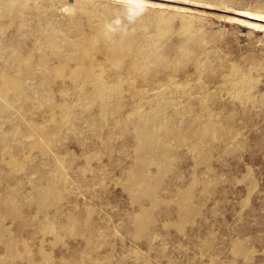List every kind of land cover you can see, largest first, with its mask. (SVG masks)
I'll use <instances>...</instances> for the list:
<instances>
[{"label": "rangeland", "instance_id": "rangeland-1", "mask_svg": "<svg viewBox=\"0 0 264 264\" xmlns=\"http://www.w3.org/2000/svg\"><path fill=\"white\" fill-rule=\"evenodd\" d=\"M166 15L183 19L197 32L192 36V47H187L193 50L192 56L189 59L180 56L184 68L179 66L176 79L183 81L186 72L193 75L191 63L195 58L204 62L206 70L193 76L202 93L210 94L207 106L217 110L223 119V128L217 132L220 139L209 142L207 165H197L188 153L187 147L193 139L183 145L172 143V171L158 187V197L169 203L155 212L157 221L149 229V240L134 238L129 235L132 232L129 217L137 211V206L129 203L127 193L118 184L132 165L133 139L119 133L111 135L109 125L100 127L96 121L87 127L86 122L95 114V108H88L85 100H75L68 128L61 135H54L51 145L43 146L45 155L37 149L31 150L29 140L24 138L15 142L9 136L5 142L7 147L0 142V148H7L19 159L31 155L23 171L14 178L0 164L4 170L0 172V213L5 212L8 219L5 224L10 226L12 239L30 245L48 235L41 232L44 215L37 214L34 206L28 204L21 207L19 218L11 224L10 218L15 213L9 210L5 188L13 185L16 201L20 202L33 185L45 182L47 162L61 163V201L49 211V218L54 219L59 229L66 222L68 212L75 211L74 217L80 222L85 217L84 209L91 208L92 221L105 231L98 252L101 264H264V28H250L241 23L264 26V0H0V72L18 74L14 65L6 61L12 57H28L39 68L22 69L18 76L28 72L23 82L49 89L52 98L60 101L58 86L43 79L45 69L56 62L49 56L44 42L52 31L75 35V38L79 33L86 40L97 36L99 47L104 44L101 52L111 53L112 46L97 33L99 21L104 19L117 31L138 35L142 26L146 29L152 25L153 18ZM173 29L166 39L167 49L181 38ZM125 45L121 52L126 55ZM91 53L88 50L86 56H92ZM96 55L102 56L100 52ZM231 68L244 71L250 82L238 94L232 88L219 89L221 78L226 80ZM156 69L157 66L151 69L153 75L149 78L136 77L133 82L122 84L123 119L133 104L140 105L149 98L155 77L169 72ZM237 95L243 98L241 103ZM27 96L19 105L0 100L12 116L11 122H0V133L8 132L15 124L21 132L36 129L40 141L41 131H48L51 124L45 119V109H33L37 100L30 92ZM201 96L189 93L176 94L175 98L180 108L189 104L197 110ZM71 97L70 92L64 96L68 102ZM95 151L100 155H92ZM2 157L0 151V160ZM31 170L36 172L28 180L25 174ZM154 171L155 166L150 165L148 172ZM191 185L193 203L200 212L193 223L177 230L173 226L176 212L171 200L177 189ZM70 242L64 240L58 246ZM239 248L242 251L238 252Z\"/></svg>", "mask_w": 264, "mask_h": 264}, {"label": "bare ground", "instance_id": "bare-ground-1", "mask_svg": "<svg viewBox=\"0 0 264 264\" xmlns=\"http://www.w3.org/2000/svg\"><path fill=\"white\" fill-rule=\"evenodd\" d=\"M128 1L134 2L135 0ZM159 15L161 14L159 13ZM241 23L250 28H264V26L247 21H241ZM173 27L175 28L174 32L182 39L178 36L180 41L176 44L172 43L171 48L167 49L169 45L167 46L166 39L173 32ZM97 33L106 44L112 46L111 53L101 52L100 47L104 44L99 47L97 36L86 40L79 33L75 38V35L52 31V34L44 39L49 56L56 62L45 69L43 79L51 80L55 87L58 86L60 101L52 98L49 89L23 82L28 78V72L18 76L22 69L36 71L39 68L38 65H33L28 57H12L6 61L14 65L18 74L10 75L0 72V100L10 103V105H19L30 92L31 97L37 100L33 109H45L47 115L45 119L51 124V128H48V131H41L39 141L36 129L32 132H21L13 124L8 132L0 133V142H4L5 145L9 136L10 140L13 139L15 142L24 138L29 140L31 150L37 149L42 155H45L43 146L51 145L52 139L55 138L53 136L59 135L60 132L62 133L64 129L68 128L69 118L73 114V101L85 100L88 108H95V114L86 122L87 127L96 121L100 127L109 125L108 129L111 135L119 133L133 139L132 165L126 170L118 184L127 193L129 203L134 207L137 206V211L129 217L132 230L129 235L132 234L134 238H147V236L149 238V229L157 221L155 212L160 206L169 203V201L158 197V187L164 176L172 171L171 161L174 156L172 143L183 145L189 139H193L187 147L188 153L197 165H207L210 156L209 142L220 139L221 136L219 137L217 132L223 128V119L221 120L217 110L207 106L206 100L210 94L202 93L197 78L193 76H198L206 70L207 65L204 62L195 58L191 63L193 75L186 72L183 81L176 79L175 74L179 66L184 68L180 56H187L188 59L192 56L193 50L187 47H192V36L197 33L183 19L173 15L158 16L156 19L153 18L150 27L145 29L142 26V31L138 35L132 32L117 31L102 19L98 23ZM124 45L128 48L126 55L121 52ZM131 46H133L132 49ZM88 50L93 52L92 56H86ZM97 52H100L101 58L96 55ZM169 53H172L171 58ZM154 66H157L158 69L161 68L163 72H169L155 77L154 86L149 89V98L144 99L140 105L133 104L130 107V112L123 119L120 110V94L124 86L122 84L133 82L136 77L138 79L149 78V75H153L150 73ZM227 77L226 80L221 78L219 89L232 88L238 94L250 85L245 72L239 69L233 68ZM191 90L194 91L190 92ZM68 92L72 95L70 102L64 98ZM140 93L143 94V91ZM189 93L202 94L197 110H193L189 104L179 107L180 103L176 100L175 95H189ZM215 93L214 95H216ZM237 97L241 103L243 98L239 95ZM185 117L186 119L183 120ZM11 120L12 116L7 105L0 103V122H11ZM5 147L7 146L5 145ZM0 151L3 155L0 164L8 170L7 173L12 178L19 176L25 168L26 161L31 157V155H25L23 159H19L20 157L11 155L7 148H0ZM98 154L100 155L95 151L92 155L97 156ZM47 165H49V170L44 173L45 182L33 185L27 196L20 202L16 201L17 193L16 188L12 187L13 185L8 186L5 190L9 199V210L15 213L10 218L11 224L14 219L19 218L20 209L24 204L34 206L37 214L44 215L45 223H40V227L42 228L41 232L48 235V238L43 236L33 244L30 242L31 246L25 241L12 239L9 233L10 226L5 224L8 219L3 211L4 213H0V264H101L98 252L105 231L96 224V221L95 223L92 221L91 216L94 211L91 208L84 209L85 217L80 222L74 217L75 211L68 212L66 222L59 225V229L56 228L57 224L53 221L54 219L49 218V211L57 207L61 201L60 191L63 175L61 163L47 162ZM150 165L155 166L153 173L148 172ZM3 171L1 168L0 172ZM90 171L92 170L90 169ZM35 172V170H31L25 174L28 180H31ZM192 191L193 185L184 189L179 188L171 200L176 212L174 215L176 222L173 226L177 230H182L186 224L193 223L200 212L193 203ZM124 232L126 234V230ZM64 240L71 242L58 246ZM239 251H242L241 248L238 249Z\"/></svg>", "mask_w": 264, "mask_h": 264}]
</instances>
